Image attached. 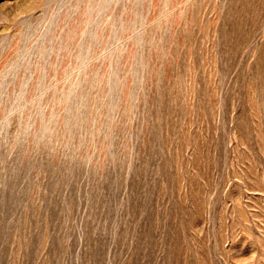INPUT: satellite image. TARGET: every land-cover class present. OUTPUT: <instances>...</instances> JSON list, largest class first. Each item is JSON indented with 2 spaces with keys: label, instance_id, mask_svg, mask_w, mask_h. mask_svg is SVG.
<instances>
[{
  "label": "rangeland",
  "instance_id": "obj_1",
  "mask_svg": "<svg viewBox=\"0 0 264 264\" xmlns=\"http://www.w3.org/2000/svg\"><path fill=\"white\" fill-rule=\"evenodd\" d=\"M0 264H264V0H0Z\"/></svg>",
  "mask_w": 264,
  "mask_h": 264
}]
</instances>
